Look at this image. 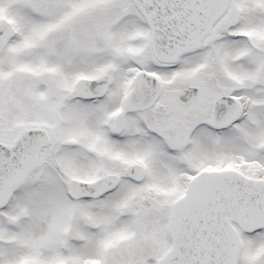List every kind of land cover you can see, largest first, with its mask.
<instances>
[{
    "label": "snow or ice",
    "instance_id": "6c2138e0",
    "mask_svg": "<svg viewBox=\"0 0 264 264\" xmlns=\"http://www.w3.org/2000/svg\"><path fill=\"white\" fill-rule=\"evenodd\" d=\"M0 264H264V0H0Z\"/></svg>",
    "mask_w": 264,
    "mask_h": 264
}]
</instances>
